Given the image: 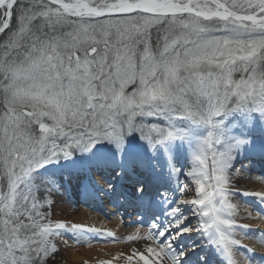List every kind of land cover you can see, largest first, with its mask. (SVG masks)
<instances>
[{
	"label": "rangeland",
	"instance_id": "1",
	"mask_svg": "<svg viewBox=\"0 0 264 264\" xmlns=\"http://www.w3.org/2000/svg\"><path fill=\"white\" fill-rule=\"evenodd\" d=\"M126 1L128 0H118V3ZM153 1L160 2L158 5L162 6L157 10L197 9L190 6L193 0H189V6H181L178 0ZM220 1L230 11L243 9L248 3V0ZM225 2L232 5L230 9ZM97 3H103V0H97ZM197 7L201 10H215V6L209 0H202ZM75 15H83L85 20L97 16L86 13L84 9L78 10ZM177 16H158L161 19H174L177 21L175 24L164 23L161 27V24L155 23L148 27L149 46L153 49L154 57L157 55L156 50L173 62L184 61L187 57V67L201 74L205 70L222 71L224 65H230L235 69L231 77L235 84L248 79L251 73L239 69L253 57V53L245 51L246 45L252 47V42L264 39L257 33L260 21L249 23L227 19L202 22L199 17L192 15ZM134 20L135 17H126V22L109 25H100L92 20L90 35L77 42L75 51L68 49L72 52L68 59L73 63L65 64L61 58L63 67L58 68L54 64L51 76L47 70L38 74L26 72L22 77H14L12 71H4L3 78L0 79V118L8 111L10 101H14L15 106L25 116H30L29 108L32 105L49 113L53 108L58 111L59 106L52 98L63 97L62 103L67 106L75 98L76 86L81 80H87V83L92 84V90L95 92V85L101 81V77L96 75L97 64L92 61L95 51L104 48L105 43L113 47L116 44L124 47L131 43L123 33L132 32L133 28L136 29L132 33L133 37L139 38V42L133 47L137 53L141 51L145 39L144 29L135 24ZM181 20L182 24L179 23ZM77 23L81 21L77 19ZM165 29H169V35L173 37L169 41L166 53L163 41H157L158 35L163 36ZM72 31L73 28L69 26L60 30L65 34ZM153 38L155 43H151ZM93 44L96 45L95 51L90 47ZM83 49H88L87 58ZM259 51L257 47V55ZM59 55L62 57V53ZM12 57H14L12 62L19 66L27 59L28 53L26 52L24 56L19 50V54ZM86 59L92 62L85 63ZM104 62L107 63V60ZM138 63L144 64L143 56H140ZM107 71V68L103 69V73ZM184 75H187V72H184ZM134 83L135 80L130 81L125 92H134L140 87L136 84L135 88V85H132ZM61 84L63 88H60ZM34 88L39 91H32ZM228 89H231V94L225 103L224 92ZM217 91L219 95L185 96L187 102L192 105V110L198 115L195 119L173 118L175 128L183 133L175 139L153 147L139 132H133L124 138L122 148L109 141L100 142L89 151L73 148L70 157L58 158L36 169L34 172L42 168L48 170L53 168L52 172L47 173L49 181H46V185L49 188L39 189L33 202L26 201L25 204L16 202L18 194L26 189V182H21L25 186L18 185L11 192L9 185L5 183L6 190L4 192L0 190V228H5V224L9 228L19 227L18 232L21 236L16 239L19 242L10 253L4 250L8 249V245L0 249V254L2 252L0 264H5V261L9 264H107L109 260H115L119 252L130 254L127 258L131 264L136 262L159 264L163 260L169 264L156 247L153 250L144 242L145 234L153 223L159 225L157 231L168 232L166 236L161 237L162 242L173 236L177 237L172 241L173 246L177 252L187 253L181 264H228L222 250L211 243L209 236L203 232L196 206L181 203L182 200H190L197 195V186L188 173L197 166L196 154L204 147L203 141L212 133L213 146L217 152L223 153L231 149L233 158L227 169L229 176H233L237 170L242 173L236 176L234 186L230 189L231 202L238 206V215L234 217L237 220L234 227L236 238L248 244L249 241H253L254 235L258 236L262 231L263 235L259 238L260 241H264V229L260 228L261 225L252 228V221L245 218L248 211L264 216V200L257 195L245 194L250 189L260 190L264 187V181L257 180L264 178V113L256 110L264 107V96L261 95L258 86H249L243 90L242 95H237V89L227 81L218 84ZM128 94L130 96L131 92ZM148 103L167 105L172 110L179 107L175 102L166 101L155 95L148 97ZM220 105H223L222 115L214 117L212 123H205L199 117V112L207 114L210 106L215 109ZM136 122L162 128L170 127L166 114L140 116L136 118ZM213 123L219 127L214 128ZM53 139L60 144L65 142L63 138ZM208 166L211 170V157L208 158ZM0 175H3V170ZM249 184H252L251 187ZM5 197L8 199L5 200ZM92 199L97 206L91 203ZM47 201L53 203L49 204ZM34 202L36 205L43 203L44 206L34 207ZM85 204H89V208L93 206L87 212L88 215L92 214L93 218H97L98 222L95 224L94 220L83 214ZM176 208H179L182 217H186L180 228L174 227L175 218L169 215ZM60 221L69 225L75 223L100 232L60 230L57 235L49 236L47 226ZM119 224L141 225L147 229L142 233L124 237H116L115 234L113 237H107L102 233L109 232L110 235L114 233L113 229H105L102 225L113 227ZM244 224L249 226H242ZM184 228H190L192 231L183 232ZM234 251L240 254L239 257L251 254L247 246H237ZM74 252L88 254V257L82 261L73 260L71 256ZM249 258L246 259L249 260V264H264V252L254 251Z\"/></svg>",
	"mask_w": 264,
	"mask_h": 264
},
{
	"label": "snow or ice",
	"instance_id": "2",
	"mask_svg": "<svg viewBox=\"0 0 264 264\" xmlns=\"http://www.w3.org/2000/svg\"><path fill=\"white\" fill-rule=\"evenodd\" d=\"M135 2V0H133ZM181 6H189V0H178ZM202 0H193L191 7H197ZM113 5L117 9L124 7L118 0H103L98 4L97 0H2L0 2V47L7 59L0 63V68L4 71H12L15 76H23L30 72L38 74L47 70L51 76L52 67L55 64L58 68L61 65V58L65 64L73 61L68 59L72 55L68 49H76L77 42L84 36L90 35L89 29L93 27L91 21L95 20L100 25H109L125 21L126 17H135L134 23L144 29L145 39L139 53L133 47L139 42L138 37H133V32H124L123 36L128 37L131 43L122 47L119 44L110 46L105 43V47L95 51L96 45L90 47L95 51L92 61L96 62V75L101 77L99 84H96L94 92L93 85L87 80H81L76 86V96L67 106L62 101L63 97L56 99L53 97L59 110L53 108L50 113L40 110L36 105L29 108L30 116L15 106L14 101L9 102L8 111L0 118V169L3 175L0 181L7 180L9 191L16 189L17 186H25L21 182H26V186L31 191L36 188L28 183L33 172L44 165L58 158H68L72 154L73 148H80L89 151L98 143L109 141L115 143L118 148H122L124 138L133 132H139L143 139H146L153 147L156 144H163L167 140L175 139L183 133L175 128L173 118H197L198 113L192 110L185 96L191 95H219L218 84L224 82L232 83L237 89V95H242L243 90L249 86H258L262 96H264V39L259 42H252V47H245V51L253 53L250 61L240 67V71L251 73L247 80H241L239 84L232 81V73L235 70L230 65H224L222 71L205 70L203 74L195 69L187 67V57L184 61L173 62L172 59L159 54L154 57L153 49L149 46L150 37L147 29L155 23L175 24L177 21L161 19L148 12L106 13L102 16L88 17L83 15L76 16L78 10H83L86 6L97 8L100 11L110 9ZM151 6V5H148ZM232 6V5H229ZM206 10V9H205ZM235 10V9H234ZM244 16H255L260 21L257 33L264 38V0H248L242 9ZM77 19L81 23H77ZM141 21L143 23L141 24ZM183 23V20L179 21ZM250 23V22H249ZM68 25L73 31L65 34L59 32L58 28ZM169 29L164 30L163 36L157 37V41H163L164 52L169 47V41L173 39L169 35ZM104 43V41H101ZM259 47V54L256 48ZM24 49L28 57L22 65H15L11 62L13 54H19V50ZM87 58L88 49H83ZM62 53V57L61 54ZM140 56L144 57V64L138 63ZM97 57L99 59L97 60ZM107 60V63L104 61ZM92 61L85 60V63ZM80 63V61H77ZM107 68V73L103 69ZM187 72V75H184ZM13 77V78H14ZM91 79V78H88ZM135 80V85L140 87L136 91L125 92L130 81ZM63 84L60 88H63ZM71 87V85L69 86ZM129 88V87H128ZM103 89V90H101ZM32 91L38 92V89ZM231 89L224 92L225 103ZM155 95L166 101H173L179 105L175 110L169 109L167 105L149 104L148 97ZM147 105V107H146ZM223 105L213 109L209 107L207 114L199 112V117L205 123H212L214 117L222 115ZM257 111L264 113V107H259ZM166 114L169 117V128H162L156 125L137 124L136 118L140 116H153ZM213 127H219L213 123ZM35 133V134H34ZM63 138L64 143H57L53 138ZM204 147L196 154L197 166L188 173L197 186V195L190 200H182L181 203H191L196 206L197 213L201 219V228L211 240L222 250L228 264H249L243 257H239L234 249L237 246H247L250 250L264 252V241H249L248 244L242 243L236 238L234 227L238 215L237 205L231 202L230 189L233 188V181L237 175L242 173L237 170L233 176H229L227 169L229 162L233 158L231 149L223 153L217 152L214 148V134L203 141ZM211 157V170L208 166V158ZM264 181V178H260ZM249 189V188H248ZM188 189L186 188L185 191ZM243 191V190H242ZM245 194L257 195L264 200V187L260 190L250 189ZM37 195V194H36ZM8 198L5 197V200ZM51 204L52 201H47ZM43 207L40 203L34 207ZM170 216L175 218L174 227L180 228L186 217L180 215L179 208L173 209ZM245 218L257 219L264 229V216L246 212ZM244 227L248 224L242 225ZM7 236H0V248H4V240L9 242L6 251L11 252L17 243L16 236L19 232L15 228H9ZM159 225L153 223L145 234L148 242L160 251L169 264H181L187 255L185 252H177L173 246V236L166 241L161 240L168 234L166 231H157ZM137 228V234H139ZM60 230H70L78 232L88 230L100 232L93 228H84L78 224H67L66 222H56L55 225H48V235H57ZM183 232H191L192 229L184 228ZM107 237H113L109 232H102ZM244 239V238H243ZM53 247H55L53 245ZM57 249H55L56 251ZM14 259V258H13ZM5 264H9L5 261Z\"/></svg>",
	"mask_w": 264,
	"mask_h": 264
},
{
	"label": "bare ground",
	"instance_id": "3",
	"mask_svg": "<svg viewBox=\"0 0 264 264\" xmlns=\"http://www.w3.org/2000/svg\"><path fill=\"white\" fill-rule=\"evenodd\" d=\"M152 2V1H151ZM96 168H97V166H96ZM53 169V168H52ZM52 169L51 170H48V168H42V169H39V170H37L36 172H33V174H32V176H31V178L29 179V181H28V183L30 184V185H33V186H35V188H36V192H35V189L33 188L31 191L28 189V187H26V189H24L22 192H20L19 194H18V197L16 198V202L19 204V203H23V204H25L26 203V201H31V202H33L35 199H36V194H37V191L39 190V189H41V188H45V189H48L49 187H47V185H46V181H49V179H47V178H49L48 176H47V173H49V172H52ZM97 174H99V173H97ZM258 180V182H261L260 181V179H257ZM42 183H43V185H42ZM251 183V182H250ZM251 185L252 184H249V187H251ZM264 185V184H263ZM93 200V199H92ZM91 203L92 204H94V205H96L97 203L95 202V200H93V201H91ZM97 206V205H96ZM90 207V205L88 204H85V206H84V208H83V210H82V212H83V214H85V215H88V210L89 209H92V208H89ZM64 209V208H63ZM90 218L89 219H92V220H94L93 221V224H95L96 222H98L97 221V218H93L94 216H92V214L90 215H88ZM112 218H113V216H112ZM130 221V220H129ZM250 221H252V228H253V226H259L260 224H259V222H258V218L257 219H250ZM102 227L103 228H105V229H113V232H114V234L116 235V237H124V236H129V235H136V233H137V228H140L139 229V232H144L147 228H145V226H141V225H130V226H127V225H125V224H122V225H120L119 224V226H109V225H102ZM257 235V234H256ZM262 231H261V234H259L258 236H255L254 235V239H253V241H260V238L259 237H262ZM256 239V240H255ZM145 244L146 245H148V246H150L153 250H154V248H155V246L154 245H152V244H150L149 242H148V240L145 238ZM255 251H259V250H255ZM253 252L254 251H252L251 250V254L249 253V256H244L243 258L246 260V259H250L249 257H252V255H253ZM262 252V251H261ZM236 253V252H235ZM238 256L240 255V254H238V253H236ZM88 255V254H87ZM87 255H83V254H81V253H78V252H74V254H73V256H71L72 257V259L73 260H76V259H78V260H85V259H87ZM130 254H125V253H117L116 254V259L115 260H109V262L107 263V264H131V263H129L128 262V256H129ZM248 262H249V260H247ZM107 262V261H106ZM135 264H139L138 262H136ZM156 264H157V262H156ZM159 264H168V263H166L164 260L162 261V262H160Z\"/></svg>",
	"mask_w": 264,
	"mask_h": 264
},
{
	"label": "water",
	"instance_id": "4",
	"mask_svg": "<svg viewBox=\"0 0 264 264\" xmlns=\"http://www.w3.org/2000/svg\"><path fill=\"white\" fill-rule=\"evenodd\" d=\"M2 2V0H0ZM213 3L215 6V11H207V10H200L197 11V9H190V8H174L171 11H165V10H152L155 7H157V3H150L149 0H143L138 3H132V2H126L122 5H125L124 7H120L117 9L110 8L106 9L105 11H100L97 8H91L89 9L87 6L85 7L86 11L88 13L102 16L106 13H114L116 11L120 12H135L137 9H139L141 12H148L151 14H160V15H177V14H193L196 16H200L204 19H210V18H217V19H237V20H246V21H258L255 16H244L240 13H236L233 11H230L226 8L225 4L220 0H209ZM62 2V1H61ZM86 3V0H85ZM151 5V6H148Z\"/></svg>",
	"mask_w": 264,
	"mask_h": 264
},
{
	"label": "trees",
	"instance_id": "5",
	"mask_svg": "<svg viewBox=\"0 0 264 264\" xmlns=\"http://www.w3.org/2000/svg\"><path fill=\"white\" fill-rule=\"evenodd\" d=\"M225 3L228 5V7H229V9H230L229 3H228V2H225ZM232 11H234V10L232 9ZM235 11H236V12H241V11H242V8H241V9H235ZM185 16H190V15H181V16H177V17H185ZM192 17H195V16H192ZM199 20H201L202 22H213V21H218L217 19L205 20V19H202V18H199ZM67 26H68V25H63V26H61V27L59 28V32H60V30H64ZM154 40H155V38H153V40L151 41V43H152V42L155 43ZM20 52L23 53L24 56L26 55V52H25L24 49H20ZM13 55H14V54H13ZM13 55H12V56H13ZM13 58H14V57H11V62H12V59H13ZM5 59H7V57L5 56L2 47H0V63H2ZM3 74H4V70H3V68H0V79L3 78ZM0 171H1V170H0ZM5 183H6V181L4 180V181H2V183L0 184V185H1V189H2L3 192L5 191V188H6ZM20 227H21V226H20ZM15 229H17V231H18V230H19V227H16ZM7 235H8V231H7V229L4 228V227L0 228V236H7ZM19 236H21V235H18V236H16L15 238L17 239ZM6 245H9V242H8L7 239L4 240V248H5ZM4 248H0V249H4ZM4 250L6 251V249H4ZM1 253H2V252H1Z\"/></svg>",
	"mask_w": 264,
	"mask_h": 264
},
{
	"label": "clouds",
	"instance_id": "6",
	"mask_svg": "<svg viewBox=\"0 0 264 264\" xmlns=\"http://www.w3.org/2000/svg\"><path fill=\"white\" fill-rule=\"evenodd\" d=\"M25 95H28V93H25Z\"/></svg>",
	"mask_w": 264,
	"mask_h": 264
}]
</instances>
